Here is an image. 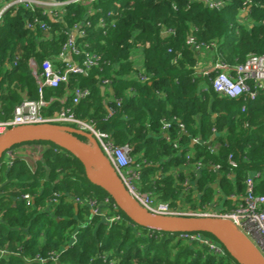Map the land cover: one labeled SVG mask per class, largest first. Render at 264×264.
I'll return each mask as SVG.
<instances>
[{
	"label": "trees",
	"instance_id": "1",
	"mask_svg": "<svg viewBox=\"0 0 264 264\" xmlns=\"http://www.w3.org/2000/svg\"><path fill=\"white\" fill-rule=\"evenodd\" d=\"M247 7V17L240 21L239 14ZM108 12L114 13V23L107 21L104 29L97 28L96 23ZM27 22L32 28L26 27ZM37 22L50 28L49 38ZM86 22L90 25L85 26ZM79 26L83 36L76 37L75 45L98 55L99 63L86 75H71L68 83L57 89L44 88L42 99H55L46 115L69 108L76 118L108 135L116 146H129L131 159L144 150L146 164L139 160L133 165L140 168L139 187L173 209L183 201L191 210L197 204L193 191H183L179 185L186 176L168 173L171 166L184 165L189 152H193L191 162L203 165L198 177L193 172L189 177L202 194L201 206L210 204L216 191L243 197L244 182L254 173L260 175L254 193L264 196V93L259 92L254 100L245 96L226 99L212 88L214 73L198 76L195 71L196 47L211 52L214 64L220 61L232 66L244 63L250 55H264V0H228L218 9L198 0H97L90 5H66L56 23L42 10L9 9L0 18V120L12 117L23 101L21 94L26 100L39 99L29 60L38 64L49 60L63 69L64 63L57 57ZM135 54L142 59L140 70L131 60ZM81 57L73 59L80 62ZM7 61L10 70L5 68ZM105 80L113 90V101L107 105L100 92ZM4 83L7 87L2 91ZM75 89L89 93L77 105L69 97ZM165 123L169 124L166 139L151 137ZM190 137L201 142L189 148ZM22 145L41 149L10 164L0 162V252H5L0 253V264H35L24 258L47 257L50 252L59 254V264H240L234 252L208 233L186 232L219 244V252L184 240L180 237L186 234L183 232H156L137 226L120 210L121 221L107 225L101 216L90 214L86 202L99 203L104 212L105 199L110 206H115V201L86 179L82 164L73 155L46 141L16 145L8 151ZM31 155L38 158L32 160ZM229 155L235 169L229 165ZM167 156H171L170 162H162ZM214 183L218 189L210 187ZM55 194L59 204L51 211ZM24 195L32 198L28 205ZM66 199L82 204L75 208ZM239 203L225 202L229 211Z\"/></svg>",
	"mask_w": 264,
	"mask_h": 264
},
{
	"label": "built area",
	"instance_id": "2",
	"mask_svg": "<svg viewBox=\"0 0 264 264\" xmlns=\"http://www.w3.org/2000/svg\"><path fill=\"white\" fill-rule=\"evenodd\" d=\"M97 0H69L60 2L56 0H7L0 3V18L9 9L23 8L25 10H42L48 17L50 16L56 22L60 21L63 15L64 7L70 3H78L90 5L96 3ZM205 4L211 9H218L224 6L225 3H216L214 0H203ZM114 13L108 12L105 18L99 19L96 23V27L104 29L107 26V21L110 24L114 23ZM40 29L43 31L45 38H49L50 28L44 22H37ZM89 26V22L84 24ZM27 28H32L31 23L26 24ZM80 27H76V36H69L67 43L62 48V52L57 57L60 62L64 63L63 69H58L52 62L45 60L41 62L39 68L33 72V77L38 85V100H23L17 107H15L12 117L7 120H0V136L5 134L11 128L19 126H38L45 124H54L61 126L75 127L81 131L87 132L93 136L98 146L106 159L111 164L117 178L125 187L129 196L142 208L152 214L163 216H183L190 218H218L229 222L230 226L238 233L239 236L251 242L260 252L264 258V196H258L254 193L256 186V177L260 176L258 173L249 175L245 180L246 193L241 198V203L233 211H217V210H191V209H173L169 204L155 200L150 193L144 192L139 187V172L140 169L137 166H133L134 163L131 159V148L129 146H116L108 135L97 130L90 122L81 120L75 117L69 108H61L58 112L52 115H46L45 110L48 109L50 103L55 101H45L42 99L41 94L44 88L57 89L62 84H67L71 75H86L88 71L99 63V56L93 52L86 53L80 50L75 45L76 37H82L83 33L80 31ZM189 44H193V40H188ZM196 49L200 50L198 47ZM81 61H75L74 56H82ZM32 63V62H31ZM33 66V63H32ZM209 72L214 73V78L211 81L212 88L215 93L220 97L239 100L242 97H248L250 100H254L259 92L264 93V55H250L244 63H238L234 65H227L223 62L217 61L213 68ZM110 81H103L102 87L109 86ZM89 96L87 90L75 89L69 97L73 105H77L81 100L86 99ZM59 102L63 104V101ZM119 102V101H118ZM1 111V102H0ZM169 128V124L165 123L162 126V130L166 131ZM181 128L183 126L181 125ZM195 143L198 140H193ZM176 144V143H175ZM174 146L176 147V145ZM22 145L19 148L7 151L3 158V164H10L12 160L18 157H27L34 151L41 149L39 146ZM192 156L186 155V163L192 167L193 172H200L203 168L201 161L191 162ZM229 165L231 168H236V163L231 159V155L228 156ZM133 164V165H132ZM218 171L219 167H213ZM185 187H188L189 181L184 182ZM52 204L49 209L52 211L59 204V195H54ZM22 198L26 201L27 205L32 201L29 195H24ZM75 204H82L79 200H74ZM91 215H99L103 218L107 225L114 224L121 221V216L117 213L118 207L110 206L108 199H105L103 206L107 211H102L99 207H95L97 203L94 201H87ZM114 212V213H112ZM84 227V226H80ZM181 238L188 242H200L208 245L215 251H220V246L215 243H210L203 236L195 233H186L180 235ZM72 243L75 242V235L71 237ZM4 255V251L0 252ZM59 254L57 252H50L47 257L35 256L25 257L24 260L29 263L35 264H59Z\"/></svg>",
	"mask_w": 264,
	"mask_h": 264
},
{
	"label": "water",
	"instance_id": "3",
	"mask_svg": "<svg viewBox=\"0 0 264 264\" xmlns=\"http://www.w3.org/2000/svg\"><path fill=\"white\" fill-rule=\"evenodd\" d=\"M48 18L54 22L53 18L50 16ZM72 36H75V32ZM101 91H104V88H101ZM78 137L84 138L89 147L79 142ZM37 141L54 143L73 155L82 164L86 179L91 184L104 189L113 198L118 210L123 212L133 224L156 232L208 233L226 250L234 252L240 264H264V258L258 249L239 236L227 221L218 218L156 215L139 206L117 178L93 136L75 127L45 124L11 128L0 136V162L4 154L13 146ZM192 144L195 142L192 141ZM210 145L211 143H207V146ZM95 170L98 172L97 175L94 173ZM210 187L216 188L215 185Z\"/></svg>",
	"mask_w": 264,
	"mask_h": 264
},
{
	"label": "crops",
	"instance_id": "4",
	"mask_svg": "<svg viewBox=\"0 0 264 264\" xmlns=\"http://www.w3.org/2000/svg\"><path fill=\"white\" fill-rule=\"evenodd\" d=\"M198 1H200V0H198ZM201 1H203V0H201ZM227 1L228 0H214V2H216V3H225V4L227 3ZM248 11H249L248 7L245 8L243 11H241V13L239 14V20L240 21L247 17ZM53 23H56V21L54 20ZM73 32H75V36H76L77 35V30L74 29ZM72 33H71V35H72ZM197 55H198V64H197V67H196L195 71L197 72L198 76H201L202 74H204L206 72H209L210 69L213 68L214 56H213V54L211 52H209L206 49L198 50L197 51ZM131 60L134 62L135 69L140 70L141 69V65H142L141 57H139L137 54H135L134 56H131ZM31 62L33 63V66H32ZM40 64H38L33 58H31L29 60L28 67H29V72H30L32 77H33V72H35L37 70V68H39ZM5 68L8 69V70H10L12 68V66L8 63V61L5 63ZM35 82H36V80H35ZM6 87H7V84L4 83L3 86H2V89H3L2 91H4ZM101 88H104V91H101ZM101 88H100V92H101V96L103 97V102H104L105 105H107L108 103L113 101V90L109 86H105V87H101ZM21 97H22V100L26 99L25 94H21ZM64 99L65 98L61 99L60 101H63ZM162 136H163V138L166 139V134H165V131H163V130H160L159 133H154L153 135H151V137H153L154 139H158V138H160ZM215 137L216 136L214 134L212 136V138L209 139L206 142V144L207 143H211L212 144V142L215 139ZM194 139L200 140V138H191L190 137L189 148H192L193 145L198 143L197 142L195 144H192V141ZM81 143L83 145L89 147L87 142H84V143L81 142ZM143 151L144 150H140L137 154L132 156L133 163H135V162H137L139 160H142L141 162L143 164H146L145 160H143V157H144V152ZM192 153L193 152H189V154H187V155H189V156L191 155L192 156ZM29 156H27V157H29ZM31 156L32 157H30V158L32 160H36V158H37L36 155H31ZM170 158H171V156L164 157L162 162H164V163L168 162L169 163L170 162ZM158 172H159L158 175H160L161 171H158ZM191 172H193V169L190 166V164L188 165L187 163H185L184 165L178 166V167L171 166L170 169L168 170V173H174V174L175 173L176 174L182 173V174H184L186 176V179H187V181H189L190 186L186 188L185 185H184L185 184L184 182L180 183L179 185L183 188V191H187V190H192L193 191L192 199H195L197 201V202H195V204L197 203L196 207H195V210L204 209V210L229 211L228 206L225 204V202L227 200H230L233 203L239 202L241 200L242 197H239V196H236V197L235 196H229V197H227V196H224L223 194H220L218 191H216L214 196H213V200L211 201V203L201 206L200 203H199V200H200L202 194L196 189V186H195L196 182L195 181L193 182L192 179L189 178ZM194 174L197 175V177H198L200 175V172H197V173H194ZM214 185L216 186V188H212V189L213 190L218 189L217 184L214 183L213 186ZM66 202L72 203L75 206V202L72 201L71 199H66ZM165 203H167V202H165ZM193 204H194V202H193ZM185 207H187V209H191V207L189 205L185 204L184 201H183L182 205L178 206L179 209H184Z\"/></svg>",
	"mask_w": 264,
	"mask_h": 264
},
{
	"label": "rangeland",
	"instance_id": "5",
	"mask_svg": "<svg viewBox=\"0 0 264 264\" xmlns=\"http://www.w3.org/2000/svg\"><path fill=\"white\" fill-rule=\"evenodd\" d=\"M30 146H31V145H29L28 147H30ZM39 153H40V151H39ZM37 158H38V156H37ZM94 173H95V175H97V174H98V172H97L96 170L94 171ZM13 186H14V187H16V185H15V184H13ZM14 187H13V188H14ZM102 205H104V204L102 203ZM95 207H97V208L99 209V207H100V204L98 203L97 205H95ZM184 210H187V207H185V208H184ZM218 245H219V244H218Z\"/></svg>",
	"mask_w": 264,
	"mask_h": 264
},
{
	"label": "flooded vegetation",
	"instance_id": "6",
	"mask_svg": "<svg viewBox=\"0 0 264 264\" xmlns=\"http://www.w3.org/2000/svg\"><path fill=\"white\" fill-rule=\"evenodd\" d=\"M75 206L77 207V205H76V204H75ZM76 207H75V208H76Z\"/></svg>",
	"mask_w": 264,
	"mask_h": 264
}]
</instances>
